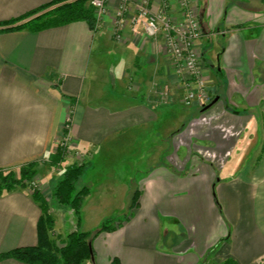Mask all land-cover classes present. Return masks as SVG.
I'll return each instance as SVG.
<instances>
[{"label":"crops","instance_id":"0c3cea01","mask_svg":"<svg viewBox=\"0 0 264 264\" xmlns=\"http://www.w3.org/2000/svg\"><path fill=\"white\" fill-rule=\"evenodd\" d=\"M53 1L0 0V22ZM122 1L108 0L94 30L76 21L0 33V168L36 162L50 198L61 174L44 168L70 118L71 146L88 163L78 181L87 196L85 181L96 178L99 198L122 215L136 192L129 219L95 237L94 260L83 264H264V0H191L200 68L217 99L206 111L184 104L188 77L161 37L131 24L141 0L127 1L128 23L114 37ZM149 8L183 18L177 0ZM200 116L206 123L193 125ZM260 135L252 163L222 178L239 144L250 149ZM40 216L28 190L1 195L0 254L34 246Z\"/></svg>","mask_w":264,"mask_h":264},{"label":"trees","instance_id":"16d2710c","mask_svg":"<svg viewBox=\"0 0 264 264\" xmlns=\"http://www.w3.org/2000/svg\"><path fill=\"white\" fill-rule=\"evenodd\" d=\"M76 21H84L94 30L96 18L89 0L53 1L22 17L0 22V33L24 28L36 32ZM65 150L56 146L49 164L54 166L63 162ZM87 167L88 163L71 164L64 168L50 195L58 205L72 209L76 227L81 221L80 207L89 192L87 187L78 189L77 184ZM37 172L36 162L20 167L17 172L14 168H0V196L16 190H28V184L35 180ZM30 194L41 210L37 223V243L34 246L19 247L0 254V260L13 259L25 264H83L91 258L89 243L94 254L92 242L95 237L122 226L129 219L130 211L136 204V192H133L127 211L120 217L106 219L95 231L84 232L75 229L64 237L54 238L52 237L54 219L50 213V202L48 203L46 196L37 190Z\"/></svg>","mask_w":264,"mask_h":264},{"label":"built area","instance_id":"2783aa9c","mask_svg":"<svg viewBox=\"0 0 264 264\" xmlns=\"http://www.w3.org/2000/svg\"><path fill=\"white\" fill-rule=\"evenodd\" d=\"M89 1L93 8L97 20L96 27L98 28L107 14L108 0ZM127 1L123 0L115 13L113 34L116 39H120L122 31L128 23L127 13L129 9ZM150 1H140L137 8L138 15L133 16L131 24L140 23L143 33L148 38H156L158 35L161 37L167 58L181 75L188 77L184 82L186 88V94L183 98L184 104L191 105L196 102L200 107H205L211 102L212 98L200 68L201 57L196 49V44L201 38L203 30L199 19L192 10L191 0H177L179 7L183 11V18L179 22H174L164 9L156 12L151 11L149 8ZM70 126L71 119L69 118L63 127L65 133H62L59 137L56 146L68 147L71 142ZM212 157L214 156L212 155ZM29 184L28 190L30 193L41 189V184L37 180Z\"/></svg>","mask_w":264,"mask_h":264},{"label":"rangeland","instance_id":"374dc122","mask_svg":"<svg viewBox=\"0 0 264 264\" xmlns=\"http://www.w3.org/2000/svg\"><path fill=\"white\" fill-rule=\"evenodd\" d=\"M238 2V0L236 1ZM90 4V1H89ZM94 14V11H93ZM33 18V17H32ZM97 23V20L95 21V25ZM163 43V42H162ZM207 118L205 116H200L198 117L193 125L204 122ZM67 121V120H66ZM261 124V122H260ZM262 129L264 131V123L261 124ZM260 131V130H259ZM224 133V132H223ZM262 137L261 135L255 138V142L253 146L251 145L250 149L247 150H242V144L240 143L237 150L232 153V156L230 158V161L228 165L226 166V171L221 174L222 178L229 177L230 175H235L239 171L243 170L246 168V164L252 163V158L257 155V152L261 146L262 143ZM65 150V157H72L74 159L71 160H65L61 162L60 164L54 165V166H47L44 168V170L48 169L49 173L51 172H56V170H59V172H56L57 174H61L64 168L72 164H86L87 161L85 157L78 156L77 154L74 153L73 148L71 146V143L68 145L67 148H63ZM73 160V161H72ZM74 162V163H73ZM235 163V164H234ZM19 168H15L14 170L17 172ZM132 175H135L134 172H131ZM48 177V176H46ZM52 177V176H51ZM36 181V180H35ZM49 181V180H47ZM96 178H92L91 180L85 181L87 182L88 185H91L89 187H93V192L91 197H85L83 205L80 207V216H81V221L78 227H76V221L75 217L73 214V211L70 207L68 206H60L57 203L54 204V200L50 198H47V201L49 203L50 200V213L53 214V219H54V226L52 230V237L56 238L58 236L64 237L67 233H69L72 230H79V231H84V232H89V231H95L101 224L108 218H118L120 217L121 212L115 211L113 214L112 210L109 207L108 201L106 199L99 198V195L96 192ZM38 182V181H37ZM30 187V184H29ZM77 188H83L79 184H77ZM90 188V189H91ZM40 189V188H39ZM53 190V189H52ZM51 190V192H52ZM38 192H43V187ZM45 196V195H44ZM101 202V205L97 202ZM52 211V212H51ZM57 233H60V235H57ZM163 248V247H161ZM164 249V248H163Z\"/></svg>","mask_w":264,"mask_h":264},{"label":"water","instance_id":"95a60500","mask_svg":"<svg viewBox=\"0 0 264 264\" xmlns=\"http://www.w3.org/2000/svg\"><path fill=\"white\" fill-rule=\"evenodd\" d=\"M216 100L217 99L213 100L208 105H206L205 107H203V111H206L207 109H209L216 102ZM89 246H90V256H91L90 260L93 262V260H94V254L91 251V243H89Z\"/></svg>","mask_w":264,"mask_h":264}]
</instances>
